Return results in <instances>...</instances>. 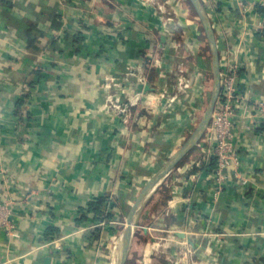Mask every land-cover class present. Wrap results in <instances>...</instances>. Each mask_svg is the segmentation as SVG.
I'll list each match as a JSON object with an SVG mask.
<instances>
[{"label": "crops", "instance_id": "0c3cea01", "mask_svg": "<svg viewBox=\"0 0 264 264\" xmlns=\"http://www.w3.org/2000/svg\"><path fill=\"white\" fill-rule=\"evenodd\" d=\"M5 1L0 200L15 202L19 237L0 233V264H108L109 241L196 128L186 138L189 115L156 106L149 94L141 95L129 125L107 101L114 81L132 67L161 88L169 84L164 75L176 48L168 32L171 1L183 22L187 7L177 0ZM202 1L222 69L242 64L239 87L264 99V8L256 0ZM238 133L240 177L215 194L214 140L205 133L139 212L135 223L149 232L135 233L127 264H264V122ZM106 194L124 199L127 214L116 208L113 220L100 221L90 207ZM174 226L195 246L173 234L157 236Z\"/></svg>", "mask_w": 264, "mask_h": 264}, {"label": "built area", "instance_id": "2783aa9c", "mask_svg": "<svg viewBox=\"0 0 264 264\" xmlns=\"http://www.w3.org/2000/svg\"><path fill=\"white\" fill-rule=\"evenodd\" d=\"M256 4L264 8V0H256ZM242 69L243 65L235 61H232L225 71L222 69V93L206 132L214 140L212 154L217 162L214 171L216 195L231 182L233 176L240 177L238 129L250 132L264 122V99L255 98L250 91L242 90L238 85ZM147 82L145 72L137 67L130 68L123 81H114L113 92L109 95L107 105L121 117L125 125L132 123L140 104L142 94L134 93L136 85ZM151 84L155 90L147 94L153 98L156 106L170 111L168 108L174 103L168 102L166 86L161 88ZM14 205L13 200H0V233L6 232L11 237H19ZM58 241L54 243L58 244Z\"/></svg>", "mask_w": 264, "mask_h": 264}, {"label": "rangeland", "instance_id": "374dc122", "mask_svg": "<svg viewBox=\"0 0 264 264\" xmlns=\"http://www.w3.org/2000/svg\"><path fill=\"white\" fill-rule=\"evenodd\" d=\"M177 2L180 3V6L185 5V7H187V16L185 19H188L190 22H183L184 20H180L175 13L177 10L173 6L174 2L171 1V8L174 12H172L173 18L169 23L170 28L168 32L173 38L171 45L176 46V48L174 58L172 59V68L169 73H167V71L165 72L166 74L164 77L169 81V84L166 85L168 89L166 94L168 102L173 101L174 103L168 110L172 111L173 108H175V110L179 109L177 115H189L187 120L189 123L192 121V129H190V133L188 132L186 137L188 138L201 122L209 106L214 90L215 76L213 71L212 47L206 37V33L195 8L190 0L175 1V3ZM208 16L210 18L209 13ZM186 36L188 37L185 43L182 40L177 41L179 38L184 39ZM188 47L190 48L189 51ZM184 107L186 108L185 110H183ZM149 222L146 221V223ZM126 226L127 221H123L118 234L111 239L107 245L106 257L108 264H112L111 250L113 251L115 248L116 242L119 243L118 246L120 247L121 236ZM155 229L159 231L162 230L160 228ZM142 232L144 233L143 228L141 225H138L136 227V234ZM171 234V227H169L165 228L163 232H158L157 236L163 237ZM144 240H146V243L149 239L144 238ZM136 253L138 254L135 255V257L139 256L140 246H138Z\"/></svg>", "mask_w": 264, "mask_h": 264}, {"label": "water", "instance_id": "95a60500", "mask_svg": "<svg viewBox=\"0 0 264 264\" xmlns=\"http://www.w3.org/2000/svg\"><path fill=\"white\" fill-rule=\"evenodd\" d=\"M190 2L192 3L193 7L195 8L198 14V17L206 33V37L212 47L213 71L215 76L214 90L212 92V97L209 106L201 122L196 127L190 139L186 142L185 146L179 151V153L173 159H171L170 163L155 177V179L144 188L139 199L135 202L131 212L128 215L127 226L121 236L119 253L117 257V264L128 263L133 237L136 233L137 224L135 222L139 212L145 205L151 193L160 184L162 179L178 166V164L185 157V155L195 147V145L207 132V130L211 125L213 114L215 112V109L217 107V104L219 102L222 93L223 81H222L221 52L218 44V39L216 36V31L208 16V12L205 8L203 1L190 0ZM162 39L163 41H165L166 37L164 36ZM154 90L155 88L152 86L151 82L139 83L135 87V91L138 94H147L149 92H153ZM143 231L145 234H148L149 228L143 227ZM171 233L174 236L184 241H187L191 245L195 246L193 237L186 230H181L179 229L178 226H174L171 227Z\"/></svg>", "mask_w": 264, "mask_h": 264}, {"label": "trees", "instance_id": "16d2710c", "mask_svg": "<svg viewBox=\"0 0 264 264\" xmlns=\"http://www.w3.org/2000/svg\"><path fill=\"white\" fill-rule=\"evenodd\" d=\"M5 0H0V5L5 4ZM207 12H209L208 9H206ZM31 31V30H30ZM28 33V39H29V46L34 47L35 42L37 41V39H35L34 37H32V34ZM203 53V52H202ZM204 58L206 59V57L204 56ZM32 86L29 87V89L25 90L22 96V100L21 104L23 102H26L29 97L32 94ZM169 197L165 196V200H168ZM116 208H120L125 214H127L126 211V206H125V201L124 199L119 198L117 199H113V197L109 194H106L104 196L98 197L95 199L94 202H92L91 207H90V211H92L93 213L96 214V216L100 219V221L104 220V221H111L115 218V212H116Z\"/></svg>", "mask_w": 264, "mask_h": 264}, {"label": "bare ground", "instance_id": "6f19581e", "mask_svg": "<svg viewBox=\"0 0 264 264\" xmlns=\"http://www.w3.org/2000/svg\"><path fill=\"white\" fill-rule=\"evenodd\" d=\"M154 6H155V4H154ZM118 245H119V243L116 242L115 248L113 249V253H112V264H117L118 249H119V246Z\"/></svg>", "mask_w": 264, "mask_h": 264}]
</instances>
